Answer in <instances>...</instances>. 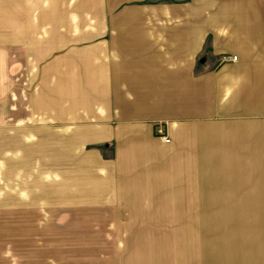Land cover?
<instances>
[{"label":"crops","instance_id":"1","mask_svg":"<svg viewBox=\"0 0 264 264\" xmlns=\"http://www.w3.org/2000/svg\"><path fill=\"white\" fill-rule=\"evenodd\" d=\"M108 261L264 264V0H0V264Z\"/></svg>","mask_w":264,"mask_h":264},{"label":"rangeland","instance_id":"2","mask_svg":"<svg viewBox=\"0 0 264 264\" xmlns=\"http://www.w3.org/2000/svg\"><path fill=\"white\" fill-rule=\"evenodd\" d=\"M13 87H12V93L9 94L8 96V100L7 102H5V104L7 105V109L12 110L9 115L10 117L8 118V121L11 123H15V121L19 118L16 117V112L15 110H19V111H25L26 107H25V101H24V92H23V83H22V77L18 76V79H16V77L13 78ZM17 85V88H16ZM18 90L17 94L19 96H16V91ZM16 98H18V101L16 100ZM22 99V100H21ZM18 113V112H17ZM159 128H157L158 130ZM160 132H156L158 136H161L162 139L165 136L163 134V129L160 127ZM7 212L9 213V217L12 218L14 217L15 214V209H7ZM104 251H108V246H104L103 247ZM109 262V261H108ZM117 263V262H116ZM153 262H151L150 264H153ZM108 264H115V261L113 262H109Z\"/></svg>","mask_w":264,"mask_h":264},{"label":"built area","instance_id":"3","mask_svg":"<svg viewBox=\"0 0 264 264\" xmlns=\"http://www.w3.org/2000/svg\"><path fill=\"white\" fill-rule=\"evenodd\" d=\"M234 59H235V58H233V60H234ZM160 130H161V129L159 128L157 131L160 132ZM163 140H164V141H168L165 137H163Z\"/></svg>","mask_w":264,"mask_h":264}]
</instances>
